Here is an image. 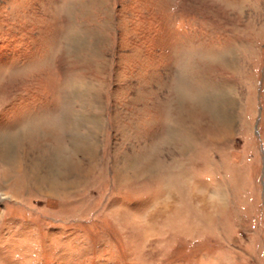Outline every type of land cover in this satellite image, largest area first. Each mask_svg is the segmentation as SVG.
Returning <instances> with one entry per match:
<instances>
[{
    "label": "rangeland",
    "instance_id": "rangeland-1",
    "mask_svg": "<svg viewBox=\"0 0 264 264\" xmlns=\"http://www.w3.org/2000/svg\"><path fill=\"white\" fill-rule=\"evenodd\" d=\"M0 264H264V0H0Z\"/></svg>",
    "mask_w": 264,
    "mask_h": 264
},
{
    "label": "bare ground",
    "instance_id": "bare-ground-1",
    "mask_svg": "<svg viewBox=\"0 0 264 264\" xmlns=\"http://www.w3.org/2000/svg\"><path fill=\"white\" fill-rule=\"evenodd\" d=\"M60 157L66 160V156L65 155L64 156L61 155ZM57 159H59V158H57ZM60 160H62V159H60Z\"/></svg>",
    "mask_w": 264,
    "mask_h": 264
}]
</instances>
